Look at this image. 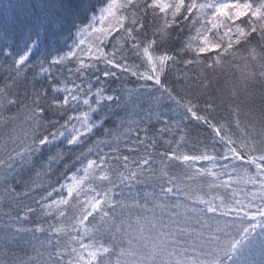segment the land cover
I'll return each instance as SVG.
<instances>
[{
    "label": "snow or ice",
    "instance_id": "6c2138e0",
    "mask_svg": "<svg viewBox=\"0 0 264 264\" xmlns=\"http://www.w3.org/2000/svg\"><path fill=\"white\" fill-rule=\"evenodd\" d=\"M137 9H139V0H108L107 4L99 9V19L102 23L107 22L106 27L96 28L89 23L78 29V34L88 33L92 37L87 50L85 51L82 47L85 40L81 39L72 50L62 56L54 57L52 64H64L74 60L77 66L75 69L69 68L68 73L69 76L78 74L76 78L81 82L77 84L75 79L72 81L62 80L60 81V84H63L62 89L60 84L51 83L53 92L67 93L63 99L53 97L51 103H47L49 99L47 89L43 86L37 88L35 84L29 85L21 72V68L27 65L30 53L37 44V40L32 37L33 35L38 37L39 32L28 29L20 33V40L24 44L23 53L19 54L18 58H14L12 70L5 82L0 84V125H12L11 132L3 144H0V169L3 170L4 181L2 189L4 196L0 199L11 198L13 194H16L15 188L8 184V179L15 170L17 160L22 164H31L34 154L41 152L44 147L52 145L60 137H64L68 145L80 144L83 142L82 137L85 134H90L97 124L102 125L103 117L96 123L90 122V114L99 110L92 107L93 103L99 106L103 100L114 101L119 107L125 95L128 101L136 96L138 103L135 107L140 108L143 119L150 122L155 116L163 123L164 126L161 128L163 132L171 131L170 125L174 123L178 128L180 127L179 123L168 118L165 111H161L165 108V101H172L177 107L184 109L183 119L202 121L212 129L215 136L225 142L226 150L219 159L226 162L219 165L215 163V156L207 154L200 156L177 155L174 150L159 153L161 162L165 158L168 161L180 160L185 163L201 159L212 161V168L219 167L225 171L217 173L212 168H201L197 170V175L210 174L217 180L220 175H227L228 179L220 181L219 186L230 188L234 179L233 174L237 172L231 162L247 160L256 166L257 172L255 175H250L245 170L237 182L251 184L256 188V191L245 194L246 199L251 197L248 203L245 204L243 200L234 199L233 203L226 204L222 197H215L214 199L220 200L217 206L213 199H204L203 195L190 190L187 186L182 187V181H178L176 176H170L163 168L160 170L159 176H155L152 170L153 155L149 149L154 150L156 140L147 136V127L144 128V138L139 137V124L143 122V119L129 121V124L137 125L136 142L144 146L146 154L130 160L129 156L117 154L114 157H109L108 153H105L103 156H99L98 160L89 159L82 168V176H77L74 173L72 183L61 185V188H66L67 195L41 205L42 210L49 215L55 211L59 217L64 218L67 216L69 206H73L71 205L73 199L81 204L78 198L82 192L90 190L95 195L82 202L79 213L70 217L68 225H61L54 229L58 233L62 231L66 233L78 232V235L70 238L71 242L78 246H66L61 249L59 241H57V247L53 251L51 250V241H49L47 249L36 250L35 264H250L247 257L251 254V249L255 244L252 233L257 227L256 224L249 223L247 227H238L228 220L215 217L204 220L203 217L206 215L204 208L189 207L180 200V197H184L185 200L199 201L206 205L207 213H216L219 210L221 217H226L234 211L237 215L244 213L245 216H251L253 220L259 218V221H262L260 227L264 228V112L260 114L258 121L259 130L256 127L257 121L254 119L245 123L241 128L239 106L231 109V122H215L214 117L210 118V112L208 115H200L196 104L191 100L185 102L174 86H168L165 77L168 69L179 63V54L186 50L194 52L195 59L184 60L183 63L186 66L202 64L206 73L207 70L215 71L217 67L222 68L224 66L223 57L234 56V48L243 44L247 46V56L244 67L240 70L239 84L233 87L231 95L235 97L243 93L250 96L252 94L250 90L255 89L258 84L264 89V0L255 4L251 0H245L244 3H240L239 0L234 3H215L213 0H209L208 3H197V0H191L188 4L185 3V0H150V2L145 0L143 9L141 11ZM148 9H152L154 14L163 13V17L161 23L154 29L153 37L142 40L140 36L145 31L144 17L147 15ZM157 9L159 13H156ZM182 9L185 11L182 12ZM205 9L211 10L210 15L204 13ZM194 10L197 17H193V23L197 18L203 19L202 29H197L196 35L190 37L176 55H169L167 50L157 52L158 48L167 46L170 39L169 30L173 25L179 27V17L183 16L184 20H188ZM65 11L71 14L72 8L65 9ZM89 11H95L90 0H78L75 12L87 14ZM241 18H247L246 27L242 26L245 21ZM96 19L97 17L93 15L92 20ZM221 28L225 29L223 36L219 35ZM214 30L218 39L209 36V33H213ZM109 37H111V41H109L111 50H107L106 45ZM225 37H228L227 43H225ZM193 41H199V45L194 46ZM253 41L255 42L253 43ZM7 47L8 45L5 43V48ZM212 52H216L217 55L211 62L200 59L202 54ZM85 55L87 62L83 58ZM129 55L139 59L145 65V71L138 70L140 65L129 64ZM36 64L39 65L40 73L47 74V79L50 82L53 81L54 77L50 68L44 67V60L38 59ZM101 64L103 68L100 67ZM236 67L239 68V65ZM118 71L128 73L145 83L139 85L137 89L122 86L120 95H106L104 84L109 77L118 78ZM89 72L93 73L92 79L100 84L94 94L91 80L87 81V91L84 87ZM95 73H99V75H95ZM150 81H153L154 84H149ZM208 84L205 75L202 87L207 88ZM148 89L151 91H147ZM145 91L147 94L141 100L140 93ZM153 93L159 94L154 95ZM80 101L88 106V112L69 115L63 124H59L57 120L45 119L49 110H64L70 102L75 105ZM205 107L213 109L214 105L206 103ZM12 109L15 111L13 112ZM245 115L252 116L251 110ZM73 120L79 121L81 127L77 128L72 124L71 132L66 135L65 131ZM58 124L59 127H57ZM230 124L241 129L242 139L234 140L232 138ZM131 130V128L128 129V131ZM105 132L107 133L108 130L106 129ZM120 139V136H115L114 144H108V141L98 139L95 147L99 148L100 144H107L110 152L119 153ZM149 140L150 143L147 142ZM18 141L23 144L19 150L9 149V143L17 144ZM24 141L30 142L24 143ZM137 150L132 149V151ZM87 151L91 152L92 147L90 146ZM83 155L84 153H81V156ZM55 159V156H49L48 162L51 163ZM110 159L122 161V165L113 168L109 163ZM230 167L231 172H228ZM146 172L153 173L149 178L159 181L158 192L154 189L150 193H145L143 204L139 199H133L131 205L123 200H113L111 193L116 187L121 185L131 187L133 181L140 183ZM184 179L191 180L193 177L185 175ZM96 181L107 182L109 187L98 192L96 188L92 187ZM165 183L169 186L165 187ZM209 187L213 188L217 185L210 184ZM48 195L51 196V193ZM235 195L236 192L233 190V196ZM173 198L174 202H172ZM42 199H47V197H42ZM256 200L260 201L259 206L255 204ZM105 205L112 208V215L104 210ZM132 207L151 212L152 215H137L133 220L131 212H129V215L124 217L123 211ZM117 208L121 209L122 218L119 220L115 214ZM156 209L160 210L159 216L156 215ZM253 209L255 211H252ZM26 211L30 213L34 209L27 208ZM97 212L100 214V224L88 227L85 221L92 223L89 221V217H93L95 220L93 214ZM165 212H167V219H165ZM189 213L196 214L195 223L200 225L198 229L190 225L189 221L193 217ZM41 230L40 228L36 229V231ZM102 230L111 234V239L107 244L96 240V236ZM13 231L19 234L28 230L16 228ZM86 236L90 237L88 243H84ZM15 238V235L6 233L0 242L8 244L9 240H15ZM43 247L41 245V248ZM261 248H264V241L261 242ZM65 255L68 256L67 260H65Z\"/></svg>",
    "mask_w": 264,
    "mask_h": 264
},
{
    "label": "trees",
    "instance_id": "16d2710c",
    "mask_svg": "<svg viewBox=\"0 0 264 264\" xmlns=\"http://www.w3.org/2000/svg\"><path fill=\"white\" fill-rule=\"evenodd\" d=\"M108 0H90V3L94 6V12H100L99 9L107 4ZM150 2V0H148ZM191 0H185V3H190ZM209 0H197V3H208ZM215 3H234L236 0H213ZM240 3H244L245 0H239ZM251 2L259 3L260 0H251ZM145 0H139V9L141 11L144 7ZM72 8L74 5L71 0H0V84L5 82L9 72L14 66V58H18L19 54L23 53L24 44L20 40V33L22 31L30 29L33 32L38 31L39 36L33 35L32 39L37 40V44L33 47L30 53L27 65L21 68L22 76L26 77L29 85L35 84L37 88L43 86L48 92V101L51 103V99H63V96L67 93L63 91L53 92L51 83L60 84L62 80L72 81L75 79V83L79 84L80 79L76 78L78 74L69 76L68 69L76 68V62L70 60L64 64L53 65L52 60L54 57L62 56L68 51L75 47V44L79 43L80 40L84 39L85 44L82 47L87 50L88 44L91 42L92 37L88 33L84 35L78 34V29L82 26L88 25L89 20L93 13L89 11L84 18V13H77L72 10V13H67V17L64 15L66 11L64 7ZM185 10L182 9V12ZM210 9H205L204 13L209 15ZM159 13V10H156ZM81 16V17H80ZM66 17V18H65ZM80 19L77 21V19ZM163 13L154 14L152 9H148L147 15L144 17L145 31L141 34L140 38L151 39L153 37L154 29L161 23ZM193 17H197V13L193 12L192 16L188 20H184L183 16H180L179 27L173 25L169 30L170 39L166 47L162 46L157 49V52L167 50L169 55H176L184 43L188 41L190 37H194L199 26L203 25L204 20L197 18L196 22L193 23ZM245 21L242 26H247V18H241ZM75 25V26H73ZM60 26V29L55 28ZM79 35V37H78ZM115 35V33H113ZM228 39V37H225ZM55 41V42H54ZM111 37L106 41L107 50H111ZM255 41H253L254 43ZM5 43L8 45L5 48ZM31 43V41H29ZM199 41H193L194 46H198ZM227 43V42H225ZM246 45H240L234 48V56L228 55L223 57L224 66L217 67L215 71L205 70L202 64H193L186 66L183 61L188 59H195V53L186 50L180 53L178 56L179 63L172 65L165 77V82L169 87H175L180 97L186 102L191 100L198 106L200 115H208L211 113L210 118L214 117L215 122H231V109L237 106L241 109V128L244 124L252 121H257V130L260 128L259 118L260 114L264 112V89L258 84L255 89L250 90L251 95L240 94L235 97L231 95L233 87L239 84L240 70L243 69L245 64ZM11 53V54H8ZM241 54V58L240 55ZM79 55V53H78ZM217 53H206L202 54L200 59L211 62L216 58ZM87 61V56L83 57ZM44 60V67L50 68V72L54 77L53 81L47 79V74L40 73L39 65L36 64L37 60ZM140 65L139 71H145V65L136 57L129 55V64ZM239 65V68L236 67ZM103 68V65H100ZM15 74L14 72L12 73ZM99 75V73H95ZM205 75L209 82L208 87H202L205 80ZM93 73L89 72L85 80V91H87V81L91 80L93 84L92 92L95 93V89L100 87V84L96 83L92 79ZM117 77H109L107 82L104 84L106 95H120L122 86H126L129 89H137L139 85L145 82L137 77H133L128 73L117 72ZM179 78V79H178ZM103 79V78H102ZM154 84L153 81L148 82ZM61 89L63 84H60ZM147 91H151L148 89ZM147 91L140 93V99L147 94ZM158 95L159 93H153ZM83 95V94H82ZM92 99V97H89ZM138 103L137 97L134 96L131 101L125 98L120 102V106L117 107L114 101H101L100 105L97 106L95 103L92 104L93 108H98V111L90 114V122L96 123L103 117L102 125L97 124V127L92 129L90 134H85L82 137L83 142L76 145H68L64 137H60L52 145L44 147L41 152H38L32 156L31 164H19L15 168L14 172L8 179V184L15 188V193L11 198L5 197L0 202V241L3 240L6 233L8 235H15V240H9L8 244L0 242V248H4L5 255L0 257V264H35L36 261V250L44 251L48 248V242L51 241L52 249L55 251L57 247V241H59V247L61 249L74 245L70 238L76 236L79 233L76 231L70 232H55L54 229L61 225H68L70 223V217L74 214H78L82 202L93 195L94 192L86 190L79 196L78 204L76 199H73L71 205L68 208L67 216L61 218L58 214L53 211L51 215L47 214L42 210L41 205L46 204L51 200H56L61 196L67 195L66 188H61V185H67L72 183V177L75 173L77 176H82V168L87 164L89 159L98 160L99 156H103L108 153L109 157H114L119 154L120 156H129L131 159L144 156L145 148L143 145L138 144L137 141V125L135 123L129 124V121H140L143 119V113L139 107H135ZM206 103L214 105L213 109H206ZM231 106V108H230ZM146 107V106H145ZM171 109V111H168ZM251 110L252 116H246L245 113ZM14 112L15 109H12ZM165 111L166 115L170 120L179 123L178 128L176 124H171V131H161L164 126L163 123L153 116L152 120L148 122L143 119V122L139 124V137L144 138V128L147 127V136L156 140L154 150L149 149L153 155L152 170L155 176H159L160 170L163 168L169 173L170 176H176L178 181H182V187L187 186L190 190L203 195L204 199H213V202L218 206L220 203L219 199L215 197H222L226 204L233 203L234 199L243 200L245 204L251 197L245 198V194L256 191V188L251 184L238 183L237 179L243 176L246 170L248 174L255 175L257 172L256 166L251 164L249 161H232L231 164L237 169V172L233 174L234 179L230 188H225L220 185V181L227 180V175H220L219 180L212 177L210 174L197 175V170L204 168H212V161L209 160H195L187 163L180 160L168 161L166 158L161 162L159 153L166 150H174L177 155H189V156H200L207 154L209 156H215V163L222 165L226 161L219 159L224 155L226 150L225 142L220 140L219 137L215 136L212 129L204 124L202 121L194 119H183L184 109L179 108L172 101H165V108L161 109ZM88 112V106L84 105L82 101L76 102L75 105L70 102L66 109H51L48 111L45 119L46 120H57L59 124H63L64 120L69 115L79 114ZM135 113V114H134ZM59 124L57 127H59ZM74 124L77 128H80V122L73 120L70 122L68 129L65 134L68 135L71 132V125ZM231 126V135L234 140L242 139L241 129H237L234 124ZM131 128V131L128 129ZM6 129H9L8 133H5ZM108 130L106 133L105 130ZM12 130V125H0V139L3 141ZM19 131V130H18ZM82 131V129H81ZM126 134V135H125ZM120 136L119 141V153H112L109 150L107 144H100L99 148L95 147V143L98 139L108 141V144H114V137ZM183 137V139H181ZM70 138V136H69ZM22 139V137H21ZM171 143H168V142ZM1 142V141H0ZM30 141H24L28 143ZM150 143V140L147 141ZM18 141L17 144L9 143V149L22 147ZM92 147V151L88 152V148ZM132 149H138L132 151ZM243 151V150H242ZM81 153H84L81 156ZM256 154V153H254ZM55 156V161L49 163L48 157ZM80 157L79 159H77ZM109 163L113 168L120 167L122 161L110 159ZM79 170V171H78ZM123 170V169H121ZM217 173L224 172L222 168H212ZM231 172V167L227 170ZM0 172H3L0 169ZM153 173L146 172L142 182L137 183L133 181L131 187L126 185L118 186L111 193L113 200H123L131 205L133 199H139L140 203H144L145 193H150L154 189L159 191L157 186L159 181L157 179L149 178ZM185 175L193 177L191 180H185ZM210 184H215L217 187L210 188ZM165 187L169 186L167 183ZM92 187L96 188V191L102 192L104 189L109 187L107 182L96 181L92 184ZM55 189V191H53ZM233 190L236 195L233 196ZM51 193V196L48 194ZM18 194V195H17ZM139 194V195H137ZM47 197V199H42ZM183 203L188 206H198L199 209L204 208L206 212V205L195 200H185L184 197H180ZM174 202V198L173 201ZM255 204L259 206L260 201L256 200ZM151 206V204L149 205ZM27 208H32L34 211L27 212ZM104 210L108 211L110 215L113 214V210L110 206L105 205ZM252 211H255L253 209ZM131 212V217L134 218L137 215L149 216L151 212L142 211L139 208L132 207L123 211V216L126 217ZM218 215L220 211H217ZM116 218L119 220L122 218L121 209L115 210ZM95 220L93 217H89L85 224L88 227H92L93 224H100V214L94 213ZM207 216H210L209 214ZM221 216V215H220ZM227 218L236 226L240 227L242 223L245 227L249 223L256 224L257 227L252 233V237L256 233H259L263 228L260 227L259 218L257 220L251 219V216H245L244 213L239 215L236 212H231ZM167 217H165L166 219ZM21 228L27 229L28 231L20 232L19 234L14 233V229ZM37 228L42 229L36 231ZM257 235V234H256ZM111 239V234L107 231H103L96 236L97 242H104L107 244ZM90 240L89 236L84 238V243H88ZM41 245L44 247L41 248ZM68 256L65 255V260Z\"/></svg>",
    "mask_w": 264,
    "mask_h": 264
},
{
    "label": "rangeland",
    "instance_id": "374dc122",
    "mask_svg": "<svg viewBox=\"0 0 264 264\" xmlns=\"http://www.w3.org/2000/svg\"><path fill=\"white\" fill-rule=\"evenodd\" d=\"M72 4L74 5L72 7V10H75V5L76 3L78 2V0H71ZM65 9H68L67 6L64 7V9H59V10H62V11H65ZM211 12V11H210ZM67 13H64V15L67 17ZM79 13V12H77ZM82 13V12H80ZM85 15V14H84ZM93 15H95L97 17V19L95 21L92 20V17L90 18H86V15L84 16V18H86L87 20H89L91 24H93L96 28H100V27H106L107 26V22H104L102 23L99 19L100 17V12H94ZM92 15V16H93ZM210 15V13H209ZM88 16V14H87ZM65 17V18H66ZM81 17V16H80ZM80 17L77 19V21L80 19ZM206 18V17H205ZM237 23H239V21H237ZM208 27H210V25H207ZM246 27V26H245ZM55 28L57 29H60V26H55ZM198 29H202V25L199 26ZM197 32V31H196ZM224 32H225V29L224 28H221L219 29V35L220 36H223L224 35ZM195 34H193V36H195ZM209 36L213 37V39H218V37L216 36L215 34V30L213 31V33H209ZM79 37V35H78ZM225 39V42H227V38H224ZM79 41H80V37H79ZM195 42V41H194ZM199 45V43H197ZM247 54V52H246ZM240 58H241V54L239 55ZM87 60V59H86ZM87 62V61H86ZM9 132V129H6L5 133H8ZM6 139V138H5ZM4 139V140H5ZM4 140L2 141L0 139V144H3ZM19 164H21V162L19 160L16 161V167L19 166ZM15 167V168H16ZM3 186H4V181H3V172H0V197H3L4 196V193H3ZM4 199V198H3ZM3 199H0V202L3 200ZM151 207V206H150ZM189 207H195V206H189ZM195 208L199 209L198 206H196ZM206 215L203 217L204 220H207L209 217H215L217 219H221V220H228L230 221V218H227V217H221L220 214L218 215V213H207L205 212ZM161 213H160V210L159 209H156V215L159 216ZM210 215V216H207V215ZM152 213L149 215L151 216ZM165 217H167V212H165ZM190 216L193 217L192 220L189 221L190 225L193 227V228H199L200 225H197L195 223V218H196V214L195 213H189ZM167 219V218H166ZM231 222V221H230ZM239 227V226H238ZM240 227H245L242 223L240 224ZM257 234V235H256ZM254 238H255V244H254V247L251 249V254L248 255V260L250 261V264H264V248H261V242L264 241V228L259 232V233H256ZM1 256H6L5 255V250L4 248H0V257Z\"/></svg>",
    "mask_w": 264,
    "mask_h": 264
}]
</instances>
